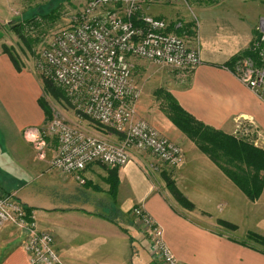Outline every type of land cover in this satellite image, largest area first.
Returning <instances> with one entry per match:
<instances>
[{"label":"crops","instance_id":"0c3cea01","mask_svg":"<svg viewBox=\"0 0 264 264\" xmlns=\"http://www.w3.org/2000/svg\"><path fill=\"white\" fill-rule=\"evenodd\" d=\"M217 1L196 3V13L184 23L168 19L169 5L150 9L170 31L195 34L200 44L202 64L188 72L169 70L162 90L197 121L249 143L244 138L249 140L253 130L264 133V91L256 95L231 68L259 38L264 0ZM0 5V189L15 193L33 211L38 230L53 235L64 264H160L144 224L132 214L138 206L164 228L176 264H264V248L247 238L249 233L264 237V187L258 199L248 198L223 163L202 152L162 109H149L146 95L136 117L182 146L180 167L156 166L150 153L134 150L124 167L89 166L85 185L50 167L55 140L46 139L45 149L38 151L32 137L49 122V109L30 91L38 83L35 73L1 38L10 13L8 8L4 14L3 0ZM191 24L196 27H187ZM34 188L40 194L35 204L26 200ZM25 237L11 226L0 230V264H30Z\"/></svg>","mask_w":264,"mask_h":264},{"label":"built area","instance_id":"2783aa9c","mask_svg":"<svg viewBox=\"0 0 264 264\" xmlns=\"http://www.w3.org/2000/svg\"><path fill=\"white\" fill-rule=\"evenodd\" d=\"M164 5H186L194 14L188 0H88L74 20L52 31L45 41L39 64L43 76L65 91L78 118L119 136L116 141L93 136L57 116L37 135L31 134L39 146H45L46 139L55 140L51 167L80 185L87 182L83 173L89 166L100 163L110 168L124 167L134 150L150 153L161 167L174 169L184 163L180 145L136 117L142 90L134 79L132 59L179 72L192 71L202 64L195 34L170 31L165 19L145 12ZM193 23H198L195 15ZM258 31L259 38L249 55L238 56L231 68L233 75L256 95L264 91V17ZM250 136L244 139L264 148V133L253 130ZM132 214L144 224L156 260L175 264L164 228L140 206ZM8 226L26 234L23 249L30 264H64L54 249L53 235L38 230L33 211L15 193L0 189V230Z\"/></svg>","mask_w":264,"mask_h":264},{"label":"rangeland","instance_id":"374dc122","mask_svg":"<svg viewBox=\"0 0 264 264\" xmlns=\"http://www.w3.org/2000/svg\"><path fill=\"white\" fill-rule=\"evenodd\" d=\"M0 1L2 3V0ZM3 1L4 14H6V11L9 8L10 15L5 23L6 31L1 33V38L5 39V42L7 41L9 43L10 48L15 51L16 55L20 57V59H22L25 68H28L35 73L38 83L37 86L30 85V91L32 93L37 92L38 103H43L48 107L49 111L51 112V116L49 115V121L53 120L54 116H57L61 120L64 119V121L70 126L76 127L87 134L93 136L96 135L112 141L118 140L119 136L115 135L113 131L100 128L98 125H94L88 119L84 120L78 118L73 106L68 102L65 91L58 87L49 77L47 78L43 76L39 69V64H41V55L45 49L44 44L46 39L49 38V34L52 31L66 27L68 23L71 20H74L75 16L80 13L88 0ZM200 1L202 2V0H188L191 10H193L194 13H196L195 4L201 3ZM204 1L207 2V0ZM170 7L172 8L171 11L173 12L170 14L168 19L171 18V20H174L175 18H180L182 23H184V20H190V17L192 18V14L186 5H173ZM153 10H146L145 12L152 14ZM167 10H169V8H167ZM159 11L160 10L156 11L157 15L160 13ZM161 11H163V9H161ZM51 15L53 17L49 18ZM27 20H29V22ZM17 25H21V28H17ZM191 28H194L192 24ZM141 62L142 61L139 59L136 60V69L133 73L136 83L142 90L141 98H143V95H146L144 98V103H147L149 109H164L165 100L164 98H161L163 97L162 88L164 86L162 76L169 73V70L171 69L169 67H162L152 63H147L145 61V64L141 65ZM36 141L37 140H34V147L36 146V149H45V146H39L38 142ZM177 145L180 144L177 143ZM38 151H40V149ZM52 160L53 158L50 161V167ZM100 165L108 168L103 164ZM157 165L158 164L156 163V166ZM36 194L40 195L36 188H34L33 192L29 195V198L28 196L26 197V200L35 204L36 202L33 199L36 197ZM145 212L148 213L146 210ZM262 213L264 214V200L261 204V214ZM16 231L19 232L18 230ZM259 236L263 237L261 235Z\"/></svg>","mask_w":264,"mask_h":264},{"label":"trees","instance_id":"16d2710c","mask_svg":"<svg viewBox=\"0 0 264 264\" xmlns=\"http://www.w3.org/2000/svg\"><path fill=\"white\" fill-rule=\"evenodd\" d=\"M52 17V15L49 16V18ZM27 21L29 22V20ZM187 27L190 28L191 25ZM17 28H21V25H17ZM14 61L21 69L16 58ZM162 96L161 98L165 100L162 111L170 121L188 139L194 142L202 152L210 155L215 162L223 163L226 173L248 198L252 201L258 199L264 187V150L252 144L237 141L236 138L225 135L197 121L179 105L172 94L162 90ZM42 105L44 109H48L45 104L42 103ZM47 113L48 115L51 114L49 110H47ZM50 116H48V119ZM259 173H263V175L260 174L259 176ZM247 238L264 248L263 237L249 233Z\"/></svg>","mask_w":264,"mask_h":264}]
</instances>
